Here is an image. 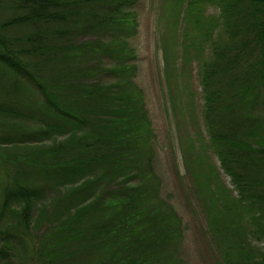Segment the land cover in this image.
Here are the masks:
<instances>
[{
	"label": "trees",
	"instance_id": "16d2710c",
	"mask_svg": "<svg viewBox=\"0 0 264 264\" xmlns=\"http://www.w3.org/2000/svg\"><path fill=\"white\" fill-rule=\"evenodd\" d=\"M136 4L0 0L15 11L0 21V264H183L181 220L148 185L152 124L126 52ZM174 6L178 26L190 19L210 46L199 64L204 117L237 192L219 176L199 187L212 197L208 227L226 240L228 264H264L248 239H264V0ZM173 40L163 42L169 77L187 47L179 56ZM106 72L115 83H97Z\"/></svg>",
	"mask_w": 264,
	"mask_h": 264
},
{
	"label": "rangeland",
	"instance_id": "374dc122",
	"mask_svg": "<svg viewBox=\"0 0 264 264\" xmlns=\"http://www.w3.org/2000/svg\"><path fill=\"white\" fill-rule=\"evenodd\" d=\"M176 3L177 0H137V34L127 40L126 52H133L127 62L132 71L129 77L141 92L152 124L149 137L152 139L153 170L149 173L152 176L148 179V185L152 188L158 184L156 200L166 203L181 220L182 237L178 254L183 264H228L223 245L226 240L208 227V206L212 197L209 194L199 195V187L205 185L209 191L219 176L220 183L231 191L228 195L237 196L231 177L221 167L204 117L199 64L204 57L210 58L211 49L210 46L202 48L198 40H194L197 37L194 38L192 32L196 24L190 19L184 23L181 19L178 26ZM205 10V15L214 16L217 22V17L221 15L220 8L208 2ZM14 12L1 9L0 21ZM215 31L214 35H217L219 30ZM11 33L17 34L19 31L14 28ZM183 33L188 35L184 37ZM174 34L179 56L183 50L182 44L185 43L187 47L186 55L178 59L174 74L169 77L165 68L163 42L174 43ZM102 64L111 65L109 60H103ZM98 77L100 80H96L100 82L97 83L106 85L118 79L111 72ZM258 111L264 116V110ZM200 173L204 176L210 174L212 180L208 183L207 176V180H202L206 181L203 184L199 179ZM153 176L158 179L154 180ZM6 177V172L0 166V192L6 184ZM142 182L135 183L140 186ZM248 239L254 251L264 250V239Z\"/></svg>",
	"mask_w": 264,
	"mask_h": 264
}]
</instances>
